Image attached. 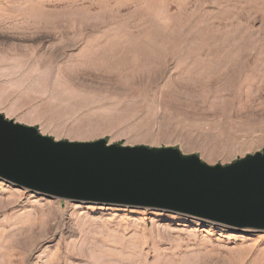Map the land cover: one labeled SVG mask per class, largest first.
Wrapping results in <instances>:
<instances>
[{
  "label": "rangeland",
  "instance_id": "rangeland-1",
  "mask_svg": "<svg viewBox=\"0 0 264 264\" xmlns=\"http://www.w3.org/2000/svg\"><path fill=\"white\" fill-rule=\"evenodd\" d=\"M0 113L56 141L264 148V0H0ZM0 264H264V231L0 179Z\"/></svg>",
  "mask_w": 264,
  "mask_h": 264
},
{
  "label": "water",
  "instance_id": "water-1",
  "mask_svg": "<svg viewBox=\"0 0 264 264\" xmlns=\"http://www.w3.org/2000/svg\"><path fill=\"white\" fill-rule=\"evenodd\" d=\"M0 179L51 198L264 231V148L208 165L173 147L56 141L0 113Z\"/></svg>",
  "mask_w": 264,
  "mask_h": 264
}]
</instances>
